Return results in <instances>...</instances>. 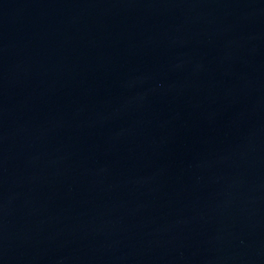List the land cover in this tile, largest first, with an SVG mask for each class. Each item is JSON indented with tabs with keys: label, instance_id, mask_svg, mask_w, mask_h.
<instances>
[{
	"label": "water",
	"instance_id": "95a60500",
	"mask_svg": "<svg viewBox=\"0 0 264 264\" xmlns=\"http://www.w3.org/2000/svg\"><path fill=\"white\" fill-rule=\"evenodd\" d=\"M0 264H264V0H0Z\"/></svg>",
	"mask_w": 264,
	"mask_h": 264
}]
</instances>
